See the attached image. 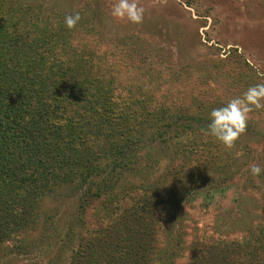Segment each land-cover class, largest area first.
<instances>
[{
    "label": "trees",
    "instance_id": "obj_1",
    "mask_svg": "<svg viewBox=\"0 0 264 264\" xmlns=\"http://www.w3.org/2000/svg\"><path fill=\"white\" fill-rule=\"evenodd\" d=\"M66 16H48L41 7L20 0H0V244L39 220L42 199L63 185L77 183V188L87 185L80 200L82 210L104 196L113 202L108 222L125 210L129 214L127 240L105 250L102 242L99 247L105 255L114 250L115 264H151L160 251L156 241L163 221L177 218L175 211L186 196L216 188L210 178H200L209 163L221 159L217 150L224 152L205 131L212 108L198 100L188 105L172 95L180 82L187 88L184 77L199 67L188 64L175 69L161 63L154 77L166 76L152 82L154 93L138 95L141 86L134 95L126 87L118 90L116 78L107 72L104 52L117 60L132 54L113 50L116 42L101 32L79 42L76 28L84 26L67 28ZM132 57L139 58L141 65L146 56ZM206 83L203 78L197 83L200 89L195 83L189 85L202 91ZM175 127L192 135L182 140L183 149L176 153L164 186L155 193L151 186L114 193L120 171L134 168L142 143L162 140ZM224 167L221 163L216 168L230 173L233 162ZM259 234L258 239L256 234L248 236L252 244L244 240L246 247H252L242 255L224 254L208 261L199 254L193 264H264L261 229ZM172 235L173 228L166 234L167 243L173 245ZM257 250L262 260L249 256ZM170 251L160 254L161 264H168Z\"/></svg>",
    "mask_w": 264,
    "mask_h": 264
},
{
    "label": "rangeland",
    "instance_id": "obj_2",
    "mask_svg": "<svg viewBox=\"0 0 264 264\" xmlns=\"http://www.w3.org/2000/svg\"><path fill=\"white\" fill-rule=\"evenodd\" d=\"M20 1L41 7L48 16L79 12L82 19L78 24L84 26L76 28L79 42L88 34L101 32L114 39L117 48L113 50L146 56L139 65V58L122 54L117 60L104 52L107 72L116 78L118 90L126 87L131 90L129 94L139 92L140 86L138 95L154 93L152 82L166 76L154 77L161 63L175 69L198 65L196 73L184 77L187 88L180 82L172 95L188 105L195 100L207 103L212 110L242 97L249 87L264 83V0H138L144 8L140 24L113 18L111 9L116 0ZM203 78L207 82L204 90L189 85L195 83L200 89L197 83ZM189 134L175 127L162 140L143 142L134 168L120 171L114 193L149 186L155 193L163 187L176 153L183 149L181 142ZM205 141L206 137L201 143ZM216 141L217 148L220 145L224 150H217L221 159L209 163L200 177L213 180L216 188L186 196L183 206L175 211L177 218L163 221L161 232L157 231L160 251L151 264L164 263L159 257L167 248H171L172 256L168 264H193L199 254L207 256L208 261L224 254L232 258L251 249L244 244L248 236L254 238L256 234L260 238V229L264 235V177L253 176L249 168L251 164L264 168V108L250 113L246 131L232 147ZM232 162L230 173L216 168L225 163L227 169ZM77 185H63L42 199L39 220L0 244V264H82L85 260L86 264H115L114 250L108 256L103 250L116 241L127 240L124 229L129 214L125 210L108 222L113 202H107L104 196L82 210L80 200L87 185ZM172 228L173 245L166 237ZM102 242L103 250L99 247ZM248 242L252 244L249 238ZM101 251L100 256L95 254ZM256 252L249 256L262 260Z\"/></svg>",
    "mask_w": 264,
    "mask_h": 264
},
{
    "label": "clouds",
    "instance_id": "obj_3",
    "mask_svg": "<svg viewBox=\"0 0 264 264\" xmlns=\"http://www.w3.org/2000/svg\"><path fill=\"white\" fill-rule=\"evenodd\" d=\"M111 15L118 20H127L133 24H140L144 19V8L138 0H116L111 9ZM82 17L79 12L65 17L67 28H74ZM264 108V83L251 86L243 94L230 100L226 105L214 108L210 113V123L205 130L220 143L232 147L239 137L246 131L250 113L254 109ZM253 176L264 174V168L258 164L249 165Z\"/></svg>",
    "mask_w": 264,
    "mask_h": 264
}]
</instances>
